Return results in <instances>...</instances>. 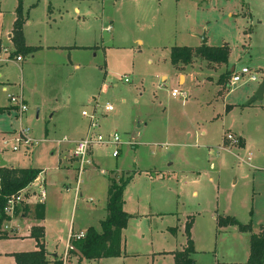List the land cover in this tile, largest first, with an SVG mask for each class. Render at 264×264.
Masks as SVG:
<instances>
[{"label": "rangeland", "instance_id": "1", "mask_svg": "<svg viewBox=\"0 0 264 264\" xmlns=\"http://www.w3.org/2000/svg\"><path fill=\"white\" fill-rule=\"evenodd\" d=\"M20 2L27 9L30 5L39 7L38 17L47 7V2L37 5L39 0H0V58L5 57L6 49L12 58L20 56L8 40ZM80 2L82 8L102 10L104 6L105 16L115 20L113 25L106 22L109 30L99 16V20L93 18L96 22L90 31L79 28L87 36L81 42L99 47L86 51L45 46L34 59L28 57L23 64L10 60L0 67V106L10 105V96L20 92L28 106L21 118L17 109L0 114V156L10 167L44 170L42 182L32 183L23 192L22 201L14 202L12 211L5 212L0 232L16 236L25 219L36 218L34 199L36 203L42 200L40 187L45 188V177L47 185H53L65 175L60 170L63 155L59 150L67 146L63 161L75 166L65 181L70 184L69 192L47 198L43 220L45 246L54 254H65L64 264L76 258L67 251L70 225L74 224L75 231L84 227L91 213L97 223L99 207L108 200L111 178L119 181L130 174L134 178L126 190L125 206L133 215L130 249L147 253L155 248L156 238L150 245L142 232L149 225V214L172 211L176 213L173 226L178 227L177 248L182 237L186 238L184 226L192 215L197 264H216L217 259L229 262L232 236L220 241L215 216L226 213L247 223L250 211L255 210V222H264V98L246 104L264 75V0ZM73 3L59 2L56 6L72 8ZM203 34L209 46L230 47L227 63H211L200 55H194L187 65L171 62L173 47L202 46ZM243 67L250 73L232 85V68L241 73ZM252 75L256 81L250 80ZM103 85L108 86L107 91ZM174 89L187 92V100L173 97ZM106 103L113 105L112 112H104ZM83 110L95 111L98 130L104 135L118 132L121 141L117 158L112 156L114 145L94 147V164L79 175L72 150L74 139L88 129ZM21 126L29 129L33 144L15 142ZM233 132L244 136L247 146H225L226 135ZM16 145L18 151L13 150ZM167 170L175 178L169 184L175 196L167 186L152 183L155 173ZM34 239L24 238L25 247L32 248V242L35 247ZM105 260L101 264L117 262ZM119 264H173V260L144 255Z\"/></svg>", "mask_w": 264, "mask_h": 264}, {"label": "crops", "instance_id": "2", "mask_svg": "<svg viewBox=\"0 0 264 264\" xmlns=\"http://www.w3.org/2000/svg\"><path fill=\"white\" fill-rule=\"evenodd\" d=\"M67 1H71V0H39L37 5L39 3H42V5H43L44 2H47V7L44 9V12H42V16H40V17H38L36 15V12H38L39 7L34 8L30 5L29 8L27 9L26 7L24 8L23 3L20 2V4L22 5V8H23V13H24L25 18H26V21L24 24V29H23L24 30V36H25V42L28 46L38 47V49L33 54L20 55L23 59H22V61H18V62H22V64H23V62H25L26 58H28V57H31L32 59H34L35 53L39 52L45 46H47L48 48H51V49H55V50H58V49L62 50L63 48H70V47H77V48H83L86 51H92V48L99 47L97 44L91 45L90 43H87V42H81V40L82 39L84 40L87 36L85 33L81 32L79 30V28L81 26H83V29L85 32L90 31L92 28V25L95 24V22H96L95 20H97L99 17H100V20L102 23L103 22H105V23L109 22V24H111V25H113L115 20L113 18H107V16H105L104 6L102 7V10H101V8H96V7L92 8L90 6H88L86 8H84V7L82 8L80 5V3H81L80 0H74L75 3H73L72 8H68L66 6H58V7L56 6V4L59 2L65 3ZM82 1H86V0H82ZM91 1L97 2V0H88V2H91ZM17 7L15 8V12H14L15 16H14L12 28L9 31V39L8 40L11 39L12 31H13V25H14V22L17 18V13H16ZM73 13L75 15H73ZM109 24L106 23V26ZM105 28L106 27H103V29H105ZM82 35H84L83 38H82ZM207 42H208V40H207ZM0 44H2V43H0ZM4 64L5 63H0V67ZM77 67H78V65H77ZM233 69L234 68H232V71H233ZM183 72H184V77H185V82L183 85H185V83L187 81V74H186V71L184 69H183ZM0 77H1V73H0ZM180 77L181 76H179V82H180ZM103 88H104V91L108 90L107 85H103ZM4 90H6V88H4ZM19 94H22L24 96L23 92H20V93L14 94V95H19ZM0 107L7 108V110H5L3 113H0V114H6V113L10 114V113H12V111L14 109H16L12 104H10L8 106H0ZM229 108H231V107L228 106L227 111L229 110ZM89 128L90 127L88 125V129H86L85 134L80 135L76 140L74 139V141H77L78 139L85 137L89 132ZM99 128H100V124H99ZM233 134L237 135L239 138H243L244 146H242V147L247 146V140L244 136H242L241 134L236 133V132H233ZM227 147H233V145H229ZM64 149H69V147L66 146V147L61 148L59 150L63 155V159L65 157V153L63 152ZM28 150H29V148H28ZM0 159L3 160L1 158V156H0ZM63 159H61V162H60V164H61L60 170H62L65 175L64 176L62 175L63 177L58 182L54 183L53 185H51V184L47 185V178L45 177L44 187L47 189V192H46L47 196L45 198L46 202L43 203L45 205L44 219H45L46 210H47V208H46L47 207V198L49 196H57L58 192H59V194H65V193L69 192L70 184H67L65 181L69 180V176H67V173L75 170V166L70 164L67 160L63 161ZM6 167H10L8 165V163H7ZM11 167H14V166H11ZM41 170L42 171L39 174L40 179H42L41 177H43V171H44L43 169H41ZM174 180H175V178L172 176L171 171L167 170V171L162 172L161 174L155 173L152 183H154L156 185L161 184L163 186H167V188H168L167 191L174 192L173 195L175 196L177 193L175 192V190L172 191L170 189V185H169L172 182H174ZM130 183L128 184V186L130 185ZM127 187L124 191V210L130 215V218H129L127 227L123 230V251H124V254L121 257L111 258V259L117 260V262H115L114 264H119L120 261L124 262V259L129 258V257L144 256V255H152L155 259L157 258V256L164 258V259L171 258L173 260V264H175L174 253L177 251L183 250L187 246V236H186L185 240H184V237H182V239H181L182 242H180V247L177 248L178 235H176V230L178 229V227L173 226L175 223V220H176L174 217V216H176L175 212H172V211L171 212H169V211L168 212L167 211L151 212L149 214L150 218L148 219L149 225H148L147 229L145 231L143 230L142 232H145L144 234L147 235L148 239L146 240V242L148 241L150 243V245H152L154 243V240L156 238V245L157 246L155 248L153 246V248L151 250H149V249L146 250V252L148 251L147 253H143L144 251L139 252L138 250L130 249L131 244L128 240V234H129L133 215L125 207L126 206V190H127ZM63 188H65L66 191L63 190ZM79 196H82L81 190H79ZM34 203L37 204L35 202V199H34ZM91 214H89L87 216V219H85V221H87V222L85 223L84 227H80L78 230L75 231V227L73 224V225H70L68 232L69 231H70V233L85 232V231H87V229L89 227H94L97 231H101V221L104 220L108 214L107 213V202L104 203L102 205V207L101 206L99 207V215L100 216L98 218H96V220L98 221L97 223L94 222V218L91 219ZM222 214L223 213H221V214L218 213L217 216H215L216 222H217L218 216H223V217L232 216V215H228L226 213H224L223 215ZM250 216H251L250 221H252V224H253V233L258 234L262 229H264V222L263 223L259 222V221L255 222L258 220V219L254 220L255 216H256L255 210L250 211ZM190 217H192V218L187 219V221L192 220L191 237H193L192 231H193V227H194V223H195V218H194L195 216L191 215V216H189V218ZM232 217L236 218V216H232ZM26 220L27 219H25V221H23V224L18 226L19 233L16 236H8L7 238L0 239V264H16V260H15V257L13 255L14 253L24 252V251L30 252V251H35L38 249L36 241H35L36 246L34 247V243L31 240H28V241H31L33 245H32V248H27V247H25L23 240H24V238L30 236L31 228L33 226H43L44 227L43 220H38L35 217H33V219L29 218V220H28L29 222ZM256 225H258V226H256ZM217 226H218V224H217ZM44 229H45V227H44ZM217 230H218L217 236H219L220 241L223 240V238L225 236L226 237L228 236V238L230 236H232L230 239L231 244H232V248H231V253L229 255V258H228L229 262L226 261L225 263H222L219 261V259H217L216 264H228V263L229 264H247V261L249 259V255H250V233L240 232L236 226H227V227H219L218 226ZM144 234H142L140 236L143 240H145ZM181 234L183 236L182 230H181ZM69 237H70V234H69ZM192 240L194 242V248H195V252L193 253L192 258L195 261V264H197V262H198L197 258H198L199 250H197V248L195 247V244H196L195 238H192ZM157 241L160 243H157ZM68 243H70V239H68ZM238 246H241V247H238ZM46 249H47L48 259L50 261V264H57V262H62V264H64V259L66 257L65 254L59 256L57 253L54 254V253L50 252L47 247H46ZM70 254H72L76 257L74 260H71V261L68 260V261H70L71 264H87V263H90L91 261L98 262V264H101V262H103L106 259V258H101V259H96V260L82 259L81 256L79 254L75 253L74 251H70ZM107 259H109V258H107ZM105 261H107V260H105Z\"/></svg>", "mask_w": 264, "mask_h": 264}, {"label": "trees", "instance_id": "3", "mask_svg": "<svg viewBox=\"0 0 264 264\" xmlns=\"http://www.w3.org/2000/svg\"><path fill=\"white\" fill-rule=\"evenodd\" d=\"M17 18L13 25L11 40L15 44V52L18 55H29L37 51L38 47L28 46L25 42L24 24L26 21L22 5L16 9ZM230 47L209 46L204 44L197 48L188 46H175L171 50V62L174 65L179 63L190 64L194 55H200L211 63H227L230 57ZM223 77L218 81L222 84ZM7 108L0 107V113ZM225 146H229L225 141ZM238 146H244L243 138H239ZM41 169L33 167H0V225L7 218L5 207L7 201L26 189L41 173ZM134 174L117 180L111 178L108 188L107 217L101 221V231L89 227L85 237L81 239H70L72 250L79 254L82 259L96 260L101 258H116L124 254L123 251V230L127 227L130 215L124 210V191ZM19 208H17L18 211ZM36 218L44 219L45 205L37 203L35 207ZM219 227L236 226L240 232L250 233V255L247 264H264V229L258 234L253 233L252 221L242 223L232 216H218ZM192 220L185 224L187 246L174 253L175 264H195L192 258L195 252L194 242L191 237ZM31 237L35 238L38 249L30 252L15 253L16 264H50L45 246V229L43 226H33ZM7 238L0 232V239ZM62 264V262H57Z\"/></svg>", "mask_w": 264, "mask_h": 264}, {"label": "built area", "instance_id": "4", "mask_svg": "<svg viewBox=\"0 0 264 264\" xmlns=\"http://www.w3.org/2000/svg\"><path fill=\"white\" fill-rule=\"evenodd\" d=\"M106 29L109 30L110 26H108ZM3 54L5 57L0 58V62H3V63H7L10 60L22 61V59H23L21 56H16L15 58H12L11 54L8 52L7 49L3 50ZM249 73H250V70L247 67H243L241 73L235 72V69H234L233 75L231 78L232 85H236L237 83H239L243 79L244 75L249 74ZM250 80L256 81L257 77L255 75H252L250 77ZM125 81L128 82V78H126ZM172 96L173 97H181L184 102L188 98L187 92H184V91L179 90V89H174L172 91ZM9 99H10L11 104L17 109L18 116L21 118L22 114L28 111V106L26 104L24 96L22 94L11 95ZM113 110H114V107L112 104L106 103L104 105V112L105 113H110ZM82 116H85L89 120V127L90 128H89L88 134L85 137H82L75 142V145H74L73 150H72V155L76 159V162L78 164L77 167L79 169V173H78L79 175H81L82 172L85 169H87V167L94 164V160L92 158V150L94 147H96L98 145H105V144L106 145H108V144L114 145V150H113L112 156L117 158L120 154L119 144L121 141L120 135L118 132L112 131L108 135H104L103 133H101L98 130V128H99V117L97 116L95 111H93L92 113H89L88 111L84 110V111H82ZM15 135L16 136H15L14 140L17 144H21L22 142H24L25 144L31 145L34 143V139L30 136L28 128H24L23 126H21L19 131H17L15 133ZM225 141H227L229 143V145H238L239 144V137L233 133H228L225 137ZM13 150L18 151L19 146L18 145L14 146ZM102 172H104V171L102 170ZM40 182H42V179H40L38 176L36 178V180L32 183L35 185V184H39ZM29 186L26 189H24L21 193H19L18 195L12 196L7 201V204L5 207V212L12 211V208H13L12 204L14 202L16 203V201H20V200L22 201V194L24 191H26L29 188ZM40 189L42 190L41 191L42 200H39L38 203H43V200H45V198H46V190L42 186L40 187ZM36 192H37V190H36ZM37 195L39 196V193H37ZM85 234H86L85 232H80L79 234L70 233L69 239H71V238L81 239V238L85 237ZM72 249H73L72 244L68 243L67 251L72 250Z\"/></svg>", "mask_w": 264, "mask_h": 264}, {"label": "water", "instance_id": "5", "mask_svg": "<svg viewBox=\"0 0 264 264\" xmlns=\"http://www.w3.org/2000/svg\"><path fill=\"white\" fill-rule=\"evenodd\" d=\"M203 43L207 44V39L205 37V34L202 35ZM234 70V69H233ZM264 98V75L258 85V88L256 89L254 95L249 99V101L246 103L247 105L252 104L256 100L260 99L262 100ZM7 165V162L4 160H1L0 166L4 167Z\"/></svg>", "mask_w": 264, "mask_h": 264}]
</instances>
